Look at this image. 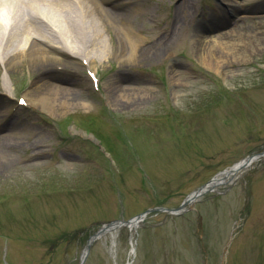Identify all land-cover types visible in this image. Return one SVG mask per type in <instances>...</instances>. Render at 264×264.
<instances>
[{
  "label": "rangeland",
  "instance_id": "rangeland-1",
  "mask_svg": "<svg viewBox=\"0 0 264 264\" xmlns=\"http://www.w3.org/2000/svg\"><path fill=\"white\" fill-rule=\"evenodd\" d=\"M232 1L236 15L215 26L221 0H139L126 25L133 39L154 49L162 43L153 40L171 35L172 45L134 66L113 55L95 61L96 89L73 58L78 75L57 71L81 79L65 85L76 96L64 109L16 106L41 72L23 64L7 73L0 63V125L17 123L0 132L15 138L0 145L14 160L0 169V264H79L103 223L176 208L264 149V0ZM197 32L258 42L220 75L197 62ZM108 33L118 48L116 30ZM116 75L135 91L117 94L112 106L104 82ZM130 240L127 227L108 231L91 243L84 264H127ZM133 241L131 264H264V159L177 216L146 215Z\"/></svg>",
  "mask_w": 264,
  "mask_h": 264
},
{
  "label": "bare ground",
  "instance_id": "bare-ground-1",
  "mask_svg": "<svg viewBox=\"0 0 264 264\" xmlns=\"http://www.w3.org/2000/svg\"><path fill=\"white\" fill-rule=\"evenodd\" d=\"M249 0H245L247 2ZM218 15L222 19L212 17L215 26L225 24L236 15L237 2L221 0ZM137 0H0V63L4 72H14L19 65L26 64L29 70L37 69L41 74L32 82L30 89L24 94V100L38 109L51 112L64 109L68 103L75 100V93L66 84L81 82V79L61 78L52 71H47L49 64L63 66L62 69L79 72L73 58L87 62L90 71L94 70L97 60H106L113 55L118 64H130L140 59H148L162 55L172 45L171 35L165 41L156 40L155 48H144V38L134 40L124 25L136 11L133 5ZM107 6L119 9V15ZM223 7V8H222ZM130 11L125 14L126 11ZM178 17L174 21L178 25ZM119 23H123L120 27ZM126 23V24H125ZM200 23V22H198ZM204 23V20L201 21ZM200 23V24H201ZM175 25V24H174ZM109 28H114L118 37V48H113L108 35ZM197 32L193 38L194 51L197 62L208 70L221 75L224 66L230 61H242L244 54L258 42L256 36L249 38L236 37L230 33L210 35ZM44 46L40 45V42ZM63 49L68 57L52 55L49 50ZM79 63V62H78ZM128 78L120 75L110 77L104 82L108 88L109 100L113 106L116 95L134 92L129 86L124 88L123 82ZM136 103V100L134 101ZM115 104L116 106L118 105ZM132 104V103H129ZM12 121L0 126V132L9 130ZM15 141L14 137L5 134L0 136V145H9ZM19 144V143H16ZM20 145V144H19ZM40 154L37 150L34 155ZM0 147V169L7 168L14 160L12 156ZM252 160H254L252 158ZM217 186L233 179L230 173L219 174L216 178ZM140 221H133L127 225L130 233V243L134 248L133 233ZM110 230V229H109ZM134 252L129 254V264Z\"/></svg>",
  "mask_w": 264,
  "mask_h": 264
},
{
  "label": "water",
  "instance_id": "water-1",
  "mask_svg": "<svg viewBox=\"0 0 264 264\" xmlns=\"http://www.w3.org/2000/svg\"><path fill=\"white\" fill-rule=\"evenodd\" d=\"M263 156H264V153L260 154L259 155V158H262ZM248 161H250L249 158L247 159L246 162H243L242 161V162L237 163L235 166H233L232 168L229 169L230 172L231 173L237 172L238 170H240L241 168H243L244 166H246L248 164ZM211 182L212 181H210L209 183H211ZM211 187H212V185H210L209 189H203V187L199 188L195 192L191 193L188 197H186V199L182 202V204L179 207L175 208V209H163V208L149 209V210L145 211L144 213H142L140 215H137L134 219H139L141 217H144L147 213L152 212V211H155V210H157V211H164L167 214H178L179 212L182 211V209L186 205H191L197 197H199L203 192L209 191L211 189ZM130 221L131 220L124 221L123 223L124 224H128ZM119 223H122V222H119ZM100 232H102V231H100ZM96 236H97V234L91 237L90 241L86 245V251L89 249V243L91 242V240H93L94 238H96Z\"/></svg>",
  "mask_w": 264,
  "mask_h": 264
},
{
  "label": "snow or ice",
  "instance_id": "snow-or-ice-1",
  "mask_svg": "<svg viewBox=\"0 0 264 264\" xmlns=\"http://www.w3.org/2000/svg\"><path fill=\"white\" fill-rule=\"evenodd\" d=\"M21 103L23 104L24 102H23V101H21Z\"/></svg>",
  "mask_w": 264,
  "mask_h": 264
}]
</instances>
